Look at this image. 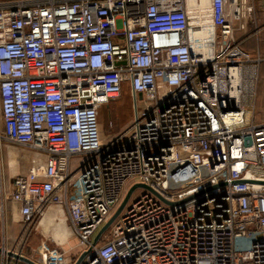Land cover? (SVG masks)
Segmentation results:
<instances>
[{
    "label": "built area",
    "instance_id": "1",
    "mask_svg": "<svg viewBox=\"0 0 264 264\" xmlns=\"http://www.w3.org/2000/svg\"><path fill=\"white\" fill-rule=\"evenodd\" d=\"M209 2L203 17L187 0H0V221L13 205L31 227L55 205L80 247L14 254L264 264V60L235 37L255 0ZM126 89L134 118L106 138L101 111ZM6 150L26 174L7 176ZM1 249L0 264H27Z\"/></svg>",
    "mask_w": 264,
    "mask_h": 264
},
{
    "label": "rangeland",
    "instance_id": "2",
    "mask_svg": "<svg viewBox=\"0 0 264 264\" xmlns=\"http://www.w3.org/2000/svg\"><path fill=\"white\" fill-rule=\"evenodd\" d=\"M249 22V27L245 31H241L239 28L243 24V20L235 23V37L238 40H246L245 49L251 55L257 58L258 49L261 50V58L264 60V20L261 14L255 13L251 18H246ZM247 24V23H246ZM251 50V51H250ZM259 98L257 104L258 119L257 121L264 120V63L262 65V73L259 87ZM143 100H139L141 105ZM134 103L131 98L129 89H126L120 99L111 102L106 105L101 111V125L104 137L112 138L121 132H123L134 118ZM25 151V152H24ZM20 150V156L29 155L26 150ZM10 158L8 151H5V161L7 163ZM25 160L27 161L25 163ZM20 160V164L23 163L30 166L29 159ZM11 166L6 164V173L9 177V169ZM4 221V220H3ZM19 223V222H18ZM20 233L18 237L11 238L8 249L12 252L18 251L19 254H25V256L36 257L42 247L45 245L52 249H64L69 250L71 256L77 254L80 251L78 240L74 237L68 215L60 207L55 205L51 206L47 213L43 217H39L37 221L28 227L19 223ZM69 232V238L65 236V231ZM24 242H21V239Z\"/></svg>",
    "mask_w": 264,
    "mask_h": 264
},
{
    "label": "crops",
    "instance_id": "3",
    "mask_svg": "<svg viewBox=\"0 0 264 264\" xmlns=\"http://www.w3.org/2000/svg\"><path fill=\"white\" fill-rule=\"evenodd\" d=\"M254 7L255 10L257 11L258 14H261L262 19L264 20V0H255L254 2ZM248 20L247 19H243V24L247 25V27H249L248 24ZM247 23V24H246ZM246 27V28H247ZM249 51V50H248ZM251 51V50H250ZM252 53V51L250 52ZM261 55V50L258 49L257 54ZM261 73H262V68H261ZM10 158L8 159L7 163L9 162L11 166L9 169V177H13L16 174H26L28 172V170L30 169V166H26L24 163L22 165L21 164H16L13 163L14 161H16L15 157H12L11 155H9ZM8 175V174H7ZM18 208L14 207L13 205H9L8 206V211H7V215L6 217L0 221V249L2 247H6L8 249L9 247V242L11 238H16L20 233V225H19V221H18V213L17 210ZM30 257V256H28Z\"/></svg>",
    "mask_w": 264,
    "mask_h": 264
},
{
    "label": "bare ground",
    "instance_id": "4",
    "mask_svg": "<svg viewBox=\"0 0 264 264\" xmlns=\"http://www.w3.org/2000/svg\"><path fill=\"white\" fill-rule=\"evenodd\" d=\"M209 3H210L209 0H187V4H188L191 12L192 13H199L203 17L205 16V14L208 10ZM203 17L201 18L200 21H203L202 20ZM194 22H195V24L199 23V21H197V20ZM191 36H192V38L203 40V39L207 38L208 32L206 30H203L202 32L192 31ZM64 231H65V229H64ZM65 236L67 238H69L70 235H69L68 231H65Z\"/></svg>",
    "mask_w": 264,
    "mask_h": 264
},
{
    "label": "water",
    "instance_id": "5",
    "mask_svg": "<svg viewBox=\"0 0 264 264\" xmlns=\"http://www.w3.org/2000/svg\"><path fill=\"white\" fill-rule=\"evenodd\" d=\"M141 98V96H140ZM139 187H144L141 185H137L135 187H133L130 192L128 193L127 197L125 198L123 204L121 205V207L119 208V210L117 211V213L112 217V219L101 229V231L99 232V234L97 235L96 239H95V243H98L100 238L102 237V235L108 231V229L111 227V225L114 223V221L117 219V217L120 215V213L123 211V209L125 208L126 204L128 203L129 199L131 198L133 192L139 188ZM2 252V249H0V253ZM10 256L15 257L16 259H21L22 261H24L27 264H34L32 261H30L28 258L25 257H21L19 255L14 254L13 252H9ZM87 256V253L82 255V257L79 259L77 264H80L84 258Z\"/></svg>",
    "mask_w": 264,
    "mask_h": 264
}]
</instances>
